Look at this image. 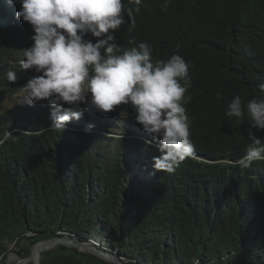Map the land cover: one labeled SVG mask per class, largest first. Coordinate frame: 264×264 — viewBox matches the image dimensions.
<instances>
[{"label":"trees","instance_id":"trees-1","mask_svg":"<svg viewBox=\"0 0 264 264\" xmlns=\"http://www.w3.org/2000/svg\"><path fill=\"white\" fill-rule=\"evenodd\" d=\"M122 2L125 24L115 32L117 43L127 49L134 46L129 40L147 42L153 62L178 53L190 63L192 83L182 103L196 157L171 173H153L152 157L159 153L144 143L151 137L130 105L117 106L107 119L84 112L62 133L49 129L46 101L15 108L0 124L30 132H13L16 141L0 145V264L9 243L33 247L64 234L103 239L139 264H264V161L233 166L250 143L249 122L225 115L235 95L244 104L262 95L264 0H143L131 31L126 13L135 5ZM19 9L0 0V54L6 52L1 47L33 43L31 25L15 17ZM116 115L123 122L114 123ZM88 124L100 130L111 124L136 139L85 132ZM256 135L264 141V131ZM132 173L140 175L136 190L126 183ZM91 259L109 264L63 244L42 252L40 264Z\"/></svg>","mask_w":264,"mask_h":264},{"label":"clouds","instance_id":"clouds-1","mask_svg":"<svg viewBox=\"0 0 264 264\" xmlns=\"http://www.w3.org/2000/svg\"><path fill=\"white\" fill-rule=\"evenodd\" d=\"M8 3H19L15 17L30 24L34 33L33 43L23 50L19 64L22 70L34 69L38 75L20 87L21 103L31 106L46 101L50 106V130L64 132L68 123L80 120L84 112L107 119L117 106L130 105L135 122L151 137L144 143L159 153L152 157L153 173H171L185 159L196 157L189 117L182 103L192 83L190 63L178 53L153 62V49L147 42L137 44L129 40L134 46L127 49L117 43L115 32L125 24L122 0H8ZM129 3L135 5L126 13L131 31L136 26L134 13H140L143 0ZM162 11H167V4ZM89 34L97 38L95 42L86 38ZM6 76L9 82L17 80L14 71H8ZM260 92V98L254 97L247 104L235 95L225 112L229 118L246 116L249 122L250 143L244 155L232 162L241 169L264 161V141L256 135L264 131V85L260 86ZM80 105L84 108L79 109ZM116 117V124L123 122L120 116ZM94 127L88 124L85 132L99 134L95 131L100 129ZM129 136L132 138H125ZM125 137L115 139H136L134 135ZM16 139L12 131L5 130L0 134V145Z\"/></svg>","mask_w":264,"mask_h":264},{"label":"rangeland","instance_id":"rangeland-1","mask_svg":"<svg viewBox=\"0 0 264 264\" xmlns=\"http://www.w3.org/2000/svg\"><path fill=\"white\" fill-rule=\"evenodd\" d=\"M20 45L21 47L19 49H16V46L18 45H15V44H12V46H7V50L5 49V47H1V49L6 52H3L0 54V82H1L0 83V119L8 115L9 112L13 111L15 108L24 106L25 103H21L22 94L20 92V87L23 86L27 82V80L30 79L32 76L38 75V73H36L34 69L33 70H22L20 68L19 61L23 59V50L25 49L24 47L26 46V44H20ZM10 49L12 51H10ZM8 71H14L16 73L17 80L14 83L9 82L7 80L6 73ZM36 104L38 106H41L42 101ZM14 116H15V119L18 120L19 117L17 115H14ZM116 122L117 120L114 121V123ZM0 126H2L3 129H7L12 132H16V131L26 132V133L30 132L26 129H17V127H14L15 129L10 130L11 128L6 125L3 126L2 124H0ZM112 127L113 125L109 126V128H103L101 130H96L95 132L102 134L104 135V137H107V138H112V137L124 138L126 136L125 135L126 133H123V136L120 135L121 131H119L116 128L110 129ZM0 133H3V132L0 131ZM125 138H132V137L129 136ZM124 167L125 169H127L125 165ZM126 171L127 173L132 172L131 168L127 169ZM138 177H140V175H135L132 173V180L126 179V183L128 185H135L134 190H136L139 186ZM141 178H143V180H145L146 182H149L151 180L149 176H145V175H142ZM126 198H128L129 200L134 199L135 193L132 194L130 190V194L127 193ZM128 199L126 201H128ZM105 233L108 234L109 238L111 239L110 235L112 234V228L110 226L107 227L105 229ZM64 235L65 236L63 238H59V240L75 242L76 244L79 245L78 249L80 252L86 253L84 249L85 247H90L96 252H104L105 255L107 254L110 257L112 262L106 261L104 258L98 255L97 257L109 264H139V263H136L134 259L128 256L122 255L118 249H114L112 246L108 247V245L103 241V239H100V238L99 239H89L88 241H83L77 238L75 239L71 238V235H68V234H64ZM92 240H95L96 245L91 243ZM46 244H49V242ZM8 245H9V252L6 255V258L3 260L5 264H8L10 262V258L12 257L17 258L16 262H18V260L20 259V260H28L27 264H40L42 253H40V258L37 261L31 258V255L35 251L36 246L38 244L32 247V243L30 244L31 245L30 246V245H25L23 241L17 240L15 242L9 243ZM60 245L62 244L56 245L53 249H56ZM43 246L44 244L42 245V247ZM68 247L73 248V246H68ZM21 252L24 254H28V256L26 257L25 255L20 254ZM16 262H13L12 264H15ZM95 262L96 260L91 259L89 260V262H87V264H94Z\"/></svg>","mask_w":264,"mask_h":264},{"label":"water","instance_id":"water-1","mask_svg":"<svg viewBox=\"0 0 264 264\" xmlns=\"http://www.w3.org/2000/svg\"><path fill=\"white\" fill-rule=\"evenodd\" d=\"M48 242H49V244L46 247H44L43 249H41V252L40 253H42L44 251L52 250L58 244H63L65 246H73V248H76V249L79 248V245L76 244L73 241H63V240L55 239L52 242H50V241H48ZM48 242L38 243V245L36 246V248L39 247L40 245L46 244ZM91 243L94 244V245H96V242H91ZM84 249H85V252L86 253H89V254H92V255H95V256L98 255V256L104 258L106 261L112 262V260L110 259V257L108 255H105L104 252H96L93 249H91L90 247H85ZM34 253H35V251L32 253L31 258L33 257ZM39 258H40V254H39L38 258H35V260L37 261V260H39ZM27 263H28V260H18V262L15 263V264H27ZM8 264H12V263L9 262Z\"/></svg>","mask_w":264,"mask_h":264},{"label":"bare ground","instance_id":"bare-ground-1","mask_svg":"<svg viewBox=\"0 0 264 264\" xmlns=\"http://www.w3.org/2000/svg\"><path fill=\"white\" fill-rule=\"evenodd\" d=\"M98 246V245H97ZM107 255V254H106ZM20 260V259H19ZM17 261V260H16ZM17 263V262H16Z\"/></svg>","mask_w":264,"mask_h":264}]
</instances>
